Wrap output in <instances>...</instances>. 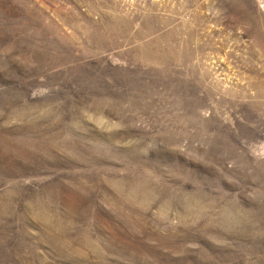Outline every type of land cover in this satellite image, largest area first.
<instances>
[{"label": "rangeland", "instance_id": "1", "mask_svg": "<svg viewBox=\"0 0 264 264\" xmlns=\"http://www.w3.org/2000/svg\"><path fill=\"white\" fill-rule=\"evenodd\" d=\"M0 264H264V0H0Z\"/></svg>", "mask_w": 264, "mask_h": 264}]
</instances>
